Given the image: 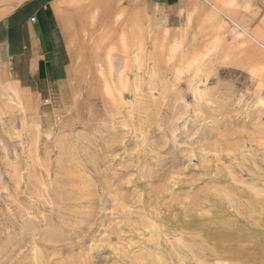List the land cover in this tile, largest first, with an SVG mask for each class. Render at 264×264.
Returning <instances> with one entry per match:
<instances>
[{"label":"rangeland","instance_id":"obj_1","mask_svg":"<svg viewBox=\"0 0 264 264\" xmlns=\"http://www.w3.org/2000/svg\"><path fill=\"white\" fill-rule=\"evenodd\" d=\"M52 4L45 93L0 16V264H264V48L206 0Z\"/></svg>","mask_w":264,"mask_h":264},{"label":"crops","instance_id":"obj_2","mask_svg":"<svg viewBox=\"0 0 264 264\" xmlns=\"http://www.w3.org/2000/svg\"><path fill=\"white\" fill-rule=\"evenodd\" d=\"M175 1V0H174ZM219 16L264 48V0H206ZM216 2L234 1L239 7L228 13ZM3 54L12 62L16 77L40 93L51 91L50 84L59 69V21L52 0H1ZM3 6L0 5V9ZM235 16L260 17L255 32L248 31ZM222 17V18H223ZM241 26V27H240ZM259 35V36H258Z\"/></svg>","mask_w":264,"mask_h":264},{"label":"bare ground","instance_id":"obj_3","mask_svg":"<svg viewBox=\"0 0 264 264\" xmlns=\"http://www.w3.org/2000/svg\"><path fill=\"white\" fill-rule=\"evenodd\" d=\"M241 27V26H240Z\"/></svg>","mask_w":264,"mask_h":264}]
</instances>
